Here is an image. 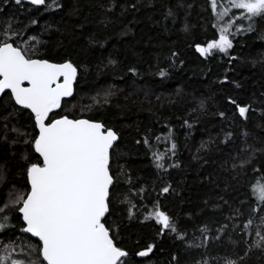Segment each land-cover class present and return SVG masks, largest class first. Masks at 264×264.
<instances>
[{
    "label": "trees",
    "instance_id": "obj_1",
    "mask_svg": "<svg viewBox=\"0 0 264 264\" xmlns=\"http://www.w3.org/2000/svg\"><path fill=\"white\" fill-rule=\"evenodd\" d=\"M239 11L220 21L211 0H0L8 41L77 69L73 94L50 117H85L117 134L104 222L127 264H264V201L253 191L264 183V16L236 20L227 53L196 50ZM36 135L33 115L1 94L0 205L28 191L26 169L41 162ZM157 204L176 232L145 219ZM0 215L10 217L0 245L26 264L40 259L20 213Z\"/></svg>",
    "mask_w": 264,
    "mask_h": 264
},
{
    "label": "snow or ice",
    "instance_id": "obj_2",
    "mask_svg": "<svg viewBox=\"0 0 264 264\" xmlns=\"http://www.w3.org/2000/svg\"><path fill=\"white\" fill-rule=\"evenodd\" d=\"M30 3L38 6L45 4V0ZM228 4L230 8L219 4V0H211L212 10L220 21L231 9L242 12L219 28V39L205 47L197 46L202 56L211 55L213 50L227 53L232 48L229 29L236 20L264 16V0H228ZM7 36V28L0 31V94L8 90L15 105L33 114L38 135L31 143L42 162L27 167L29 190L9 193V198L0 205V214L10 208L18 211L23 220L21 232L38 238L39 247L29 244V249L40 259L30 264H127V251L116 246L104 222L109 212L110 186L114 183L109 161L116 133L89 119L51 118L50 114L61 107L62 98L73 94L77 69L71 62L57 64L32 58L8 42ZM238 110L242 117L248 111L241 106ZM154 156L157 161L165 158L164 154ZM156 166L164 167L161 163ZM258 184L253 191L264 201V183ZM168 191V187L162 189L164 193ZM131 213L129 209L130 216ZM9 219L8 215H0V231L7 227ZM145 219H154L162 225V231H177L158 204ZM8 248L0 245V264H26L13 258ZM151 252L149 245L137 255L144 257Z\"/></svg>",
    "mask_w": 264,
    "mask_h": 264
},
{
    "label": "water",
    "instance_id": "obj_3",
    "mask_svg": "<svg viewBox=\"0 0 264 264\" xmlns=\"http://www.w3.org/2000/svg\"><path fill=\"white\" fill-rule=\"evenodd\" d=\"M23 1H25V2H28V3H30V0H23ZM8 42H10V43H12L11 41H8ZM13 46H16V45H14L13 44ZM32 58H34V57H32ZM35 59H44V60H47V59H45V58H37V57H35ZM47 61H49V60H47ZM50 63H57V64H60V63H64V62H69V61H63V62H52V61H49ZM74 66V65H73ZM75 67V66H74ZM75 82V81H74ZM74 82H73V90H74ZM26 86V85H25ZM5 91H8V90H5ZM1 95V94H0ZM70 97V96H69ZM69 97H63L62 98V100L63 99H67V98H69ZM62 100H61V102H62ZM17 106H19V105H17ZM19 107H21V106H19ZM28 110V109H27ZM55 110H57V109H55ZM54 110V111H55ZM29 112H30V110H28ZM31 113V112H30ZM32 114V113H31ZM33 115V114H32ZM62 116H66V115H61V116H58L57 118H59V117H62ZM68 117V116H67ZM68 118H70V119H88V118H85V117H80V118H71V117H68ZM54 119V118H53ZM89 120H91V119H89ZM91 121H94V122H99V123H101L100 121H95V120H91ZM47 122V121H46ZM34 125H35V120H34ZM36 128V127H35ZM108 129H111V128H108ZM111 130H113V129H111ZM36 131H37V135H38V129L36 128ZM114 131V130H113ZM36 135V136H37ZM117 135V134H116ZM116 141H114V143H115ZM114 145V144H113ZM34 149V148H33ZM35 152V151H34ZM110 152H111V149H110ZM36 153V152H35ZM38 156H39V154L38 153H36ZM41 159V158H40ZM42 162V161H41ZM29 187V186H28ZM29 190V189H28ZM22 219V218H21ZM23 221V220H22ZM30 235V234H29ZM31 236V235H30ZM34 239H36V240H38V238H35V237H33ZM123 250V249H122Z\"/></svg>",
    "mask_w": 264,
    "mask_h": 264
},
{
    "label": "flooded vegetation",
    "instance_id": "obj_4",
    "mask_svg": "<svg viewBox=\"0 0 264 264\" xmlns=\"http://www.w3.org/2000/svg\"><path fill=\"white\" fill-rule=\"evenodd\" d=\"M8 92H9V91H8ZM9 94H10V92H9ZM10 95H11V94H10ZM12 101H13V100H12ZM13 102H14V101H13ZM51 114H52V113H51ZM51 114H50V115H51ZM57 117H58V116H57ZM54 118H56V117H54Z\"/></svg>",
    "mask_w": 264,
    "mask_h": 264
},
{
    "label": "rangeland",
    "instance_id": "obj_5",
    "mask_svg": "<svg viewBox=\"0 0 264 264\" xmlns=\"http://www.w3.org/2000/svg\"><path fill=\"white\" fill-rule=\"evenodd\" d=\"M241 12H242V10L239 11V13H241Z\"/></svg>",
    "mask_w": 264,
    "mask_h": 264
}]
</instances>
